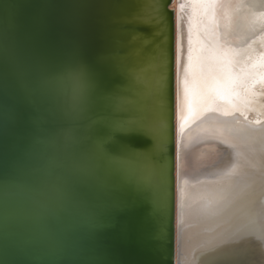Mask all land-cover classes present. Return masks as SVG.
Listing matches in <instances>:
<instances>
[{
  "label": "water",
  "instance_id": "obj_1",
  "mask_svg": "<svg viewBox=\"0 0 264 264\" xmlns=\"http://www.w3.org/2000/svg\"><path fill=\"white\" fill-rule=\"evenodd\" d=\"M226 5L238 27L230 40L264 37V0ZM81 10L69 0H0V264H172L173 125L157 146L150 91L108 88L121 42L108 27L75 28L69 14ZM225 61H214L201 108L236 139L246 131L231 124L244 108L240 90L264 64L241 74L240 60ZM250 140L264 156V129ZM236 176L264 185L258 173ZM225 235L190 261L264 264L252 234Z\"/></svg>",
  "mask_w": 264,
  "mask_h": 264
},
{
  "label": "bare ground",
  "instance_id": "obj_2",
  "mask_svg": "<svg viewBox=\"0 0 264 264\" xmlns=\"http://www.w3.org/2000/svg\"><path fill=\"white\" fill-rule=\"evenodd\" d=\"M69 1L84 9L69 14L80 20L75 28L116 31L119 57H124L117 59L118 75L108 88L150 91L148 133L157 146L164 147L167 125H173L172 264H195L190 260L198 258L196 248L214 247L236 228L257 239L264 263V185L253 178L238 181L236 176L264 177L261 148L250 140L264 129V70L240 90L244 108L231 122L246 130L240 137L222 134L216 117L201 108L213 64L240 60L241 74H248L264 64V37L248 44L228 38L236 12L229 15V0ZM68 10L61 8L62 13ZM147 164L159 170V161L147 159Z\"/></svg>",
  "mask_w": 264,
  "mask_h": 264
}]
</instances>
